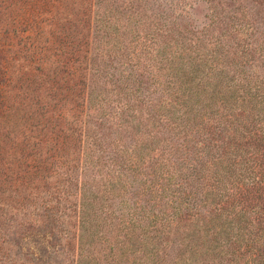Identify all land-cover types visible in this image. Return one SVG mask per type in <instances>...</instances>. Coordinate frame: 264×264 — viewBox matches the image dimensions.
<instances>
[{"label": "trees", "instance_id": "16d2710c", "mask_svg": "<svg viewBox=\"0 0 264 264\" xmlns=\"http://www.w3.org/2000/svg\"><path fill=\"white\" fill-rule=\"evenodd\" d=\"M204 1L197 29L161 3L96 0L83 99L124 118L87 114L76 264H264V0Z\"/></svg>", "mask_w": 264, "mask_h": 264}, {"label": "rangeland", "instance_id": "374dc122", "mask_svg": "<svg viewBox=\"0 0 264 264\" xmlns=\"http://www.w3.org/2000/svg\"><path fill=\"white\" fill-rule=\"evenodd\" d=\"M160 3L197 29L210 24L204 0H147L146 13ZM100 6L97 12L96 0H0V264H76L87 114L102 115L97 122L113 129L124 118L115 116L112 99L93 101L91 111L83 99L95 16L106 4ZM67 153L68 160L61 157ZM7 182L14 204L6 210ZM41 219L51 225L36 224Z\"/></svg>", "mask_w": 264, "mask_h": 264}]
</instances>
